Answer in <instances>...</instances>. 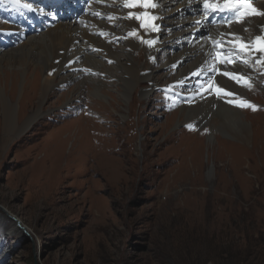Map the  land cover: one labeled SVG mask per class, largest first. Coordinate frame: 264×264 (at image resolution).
<instances>
[{
  "label": "rangeland",
  "instance_id": "rangeland-1",
  "mask_svg": "<svg viewBox=\"0 0 264 264\" xmlns=\"http://www.w3.org/2000/svg\"><path fill=\"white\" fill-rule=\"evenodd\" d=\"M129 16L126 20L134 21ZM6 25L0 21V31ZM100 25L106 28V18ZM139 34L126 31L121 38L102 41L116 46L115 51L126 47V36ZM29 39L17 50L26 49ZM162 41L167 53L158 65L182 47L168 45L166 35ZM50 52L48 60L54 58ZM146 57L143 53L141 64L148 63ZM244 60L264 69V60L256 63L257 57L247 55ZM82 67L76 72L80 79L106 77ZM33 68L30 63L27 82L39 80ZM155 68L153 75H160ZM7 69L2 63L0 103L8 95L22 123L33 114L40 93L26 90L24 75L12 90L16 78ZM109 82V88L101 89L106 98L90 99L91 83L81 92L76 88L80 81L60 84L42 105L47 114L9 140L0 116V220L15 223L22 232L9 234L0 224V264H264V74L256 85L245 86L249 100L240 97L257 106L255 111L240 108L248 111L243 117L252 131L244 146L233 134L209 127L211 114L238 108V95L234 105L230 96L212 98L198 125L188 123L185 108L194 105L189 98L157 93V87L168 84L163 80L157 86L151 81L137 85L127 101L118 84ZM78 121L82 128L72 131L69 127Z\"/></svg>",
  "mask_w": 264,
  "mask_h": 264
},
{
  "label": "bare ground",
  "instance_id": "bare-ground-1",
  "mask_svg": "<svg viewBox=\"0 0 264 264\" xmlns=\"http://www.w3.org/2000/svg\"><path fill=\"white\" fill-rule=\"evenodd\" d=\"M104 1L107 3V5H112L110 0ZM28 4L32 3L28 2ZM0 5H2V3H0ZM121 5H123L122 7H124V2H121ZM162 6L164 8L163 15H165L163 21L165 31L163 32V35H166L168 45L178 43L181 44L184 49L181 47V51L172 60L160 64L158 67L159 69H156V64H152L151 61L154 56L157 58V60H159V57L164 56L167 52L166 50L162 49V51L158 53L156 42L153 41L150 35L151 31L148 30V32H145L144 30L139 29V25L141 23L134 22L136 20V10L127 11L123 15L124 20L121 21V23L119 15L112 14L109 12V10L106 9L102 10V15L106 17L107 22H110V25H107L105 28L107 33V40L112 38H121L122 36H125L126 31H140L139 35H133L131 37L126 36L128 38L124 45L126 47L118 48L115 51H113V49H115L116 46L106 45L105 42L102 41V39L89 36V27L80 28L79 25L71 21L60 23L54 29H50L41 34L30 35V39L25 43L28 47H26V49L17 50L16 46L23 45V39L26 38L28 35H17V33H20V30L18 27H16V24L14 23V25H11V27L9 26V24H7V30L3 28L4 31L2 32L1 42L5 41L4 43H6L9 40V37L12 36H15L18 41L12 46L7 45L9 47H7L6 49H0V66L2 65V63L3 65L6 64V67L8 68L6 71H8L12 76H14V79L16 78V81H14V84H12V90L15 89V86L19 83L20 79L24 75V78L26 77L24 80V87L27 84L26 90H28L29 93H31L32 95H35V93L37 92H39L40 94L38 98V104H33L31 106V109L35 108V110H33V114H30L26 120L22 121V123H19L16 120V107L14 106L12 100L8 98V95L6 94H3V96H1L0 116L4 137L9 140V138H12L14 136L16 137L18 134H24L32 127V125L36 121H38L45 114H47L45 110H42V105H44L46 99L51 96V93L56 90V87H60V84L62 83L67 84L68 82H82L81 86H75L76 88H78L77 90H79L77 92L82 91V89L84 88V84L86 85L88 83H91L89 90L87 91V94L90 99V97L92 98V96L102 98L104 94L102 92L103 90L101 89H103L104 87L109 88L111 85L109 80H111V82L113 80L114 83L112 84H118L120 95L123 96L127 101V99L130 98V94L135 91L136 86L138 85L139 87H141L144 81L156 82V86L157 84H160L159 82L161 80H163L164 83L175 82L179 78L188 75V73H190L199 65H201L205 58V55L199 52L201 49H204L202 48V44L197 47H187V43L185 41H182L184 36L186 35H181L182 32L189 33L194 28L191 25L192 20L189 17L188 13H176L177 9L180 7H184L183 10H185L187 6V1L164 0L162 1ZM172 6L175 8L171 10L170 8ZM260 6L261 9L264 10V2L260 3ZM33 7L30 6L29 10V8H26L24 7V5H21L19 3L15 11L19 10L23 13L29 14L39 12V9L37 7ZM10 12V10L7 11L5 15H9ZM113 12L117 13L115 11ZM129 13L132 14L131 17L134 18V21L126 20V15H128ZM15 17L16 15L13 12L10 14V18L8 19H13ZM113 22L115 23V26L112 24ZM103 23L105 24V22ZM3 24L5 25V23ZM121 24L122 27L118 29ZM260 24H264V16L258 19H250L241 27L233 26L229 30V33L232 35V40L234 42H237L236 38H239V40L241 41L251 43L255 40L257 35L264 36V32L262 31ZM45 33H47L46 37L42 35ZM144 41H150L151 44L145 43ZM89 44L92 46V49L88 54H85L83 50L87 48ZM149 45L150 48L155 49L154 52L148 50ZM163 45L161 46L162 48ZM51 49H53L54 58L52 56L53 59L48 60V56L51 55ZM34 51L35 53L39 51V54H41V56H36V54H34ZM60 51H64L62 52L63 55H60ZM143 53L147 55L146 58L148 60V63H145L144 65L140 63L143 57ZM76 55H82V64L80 66H86L89 72H91L92 74L105 73L106 77L104 79H102L101 77H88L80 79L82 77L81 74L73 71V69H75L77 65L69 66V68L65 67V64L74 59ZM254 55L258 58L260 56V53L255 51ZM57 59L60 61L59 64H57ZM106 60H112L116 64L112 67H108V65L106 64L107 62H105ZM178 60H182V63L177 68L178 72L172 77H170V75L176 71L170 70L167 67ZM188 61L192 62L186 63ZM30 63L34 65V72H40L38 82H36L34 78L32 80H28L27 82V74L28 72H31ZM185 63L187 64V67L183 66L185 65ZM152 68H155L159 71L161 70L160 75L154 76L153 71H151ZM242 68L243 67L241 65H236L231 66L230 69L234 73L241 74ZM166 70L169 72H163ZM5 81H7L6 78L2 79V83ZM241 82L244 83L243 80ZM255 83H251V85H254ZM203 85L204 84H197L198 87L195 88L193 92H199V87ZM219 85L223 86L227 91H232L239 97L246 98L249 96V91L247 88H245V86L238 85L239 87H234L231 83H223L220 80ZM262 91H264V89H262ZM147 92L148 91H144L142 95L147 96ZM104 97L106 98V96ZM230 97L231 98H229V100L235 101L233 99V96ZM213 100L215 99L211 98L206 101L203 99V97H201V102L200 100H198L192 108H185L189 112V117L187 118L189 119L188 123H196L200 125L202 123L203 118H205L204 115L206 114V109L209 108ZM59 101L60 100H58V102ZM240 108L241 107H238L237 109H229L225 107L221 111L223 114H211L210 117L208 116L212 119V121L209 123V127L210 129L213 128L214 130H220L224 134H233V137L235 139L242 141L239 143L240 146H244L242 144L246 145L247 143H249L252 131L249 127V124L243 117L244 113L248 111H241ZM28 110L29 109H27L26 111ZM27 113H30V111ZM91 122L94 121L92 120ZM77 123L74 124L73 127L71 126L69 128H72V131H74L77 129L76 127H81L79 125L80 122L78 121ZM260 133H262V131ZM227 145L225 146L228 147ZM0 224L6 227L5 231L9 234L19 235L22 233L15 223L12 224L6 221V219H1ZM0 235V239H2V233H0Z\"/></svg>",
  "mask_w": 264,
  "mask_h": 264
},
{
  "label": "snow or ice",
  "instance_id": "snow-or-ice-1",
  "mask_svg": "<svg viewBox=\"0 0 264 264\" xmlns=\"http://www.w3.org/2000/svg\"><path fill=\"white\" fill-rule=\"evenodd\" d=\"M14 2L19 3L20 0H14ZM222 4V6H221ZM137 5H140L142 7H155V4L151 3V0H126V6L130 8H134ZM24 7L29 8L30 6L24 5ZM204 7L207 10H210L212 12L219 11L221 13H224L226 10L230 12V17L226 21V23L231 24L233 21H236L238 23H242L245 17L248 16H264V12L258 11L256 8L253 7V0H204ZM131 16L132 14L129 13ZM135 19L140 20L141 24L140 26L142 28L151 27V25L147 22L150 19H154V17H147L137 15L135 16ZM247 30V29H245ZM236 43L234 44V51L237 56H239L240 52H251L253 49L260 53V56L257 58L256 63H261L262 60H264V36L257 35L255 40L251 43H247L244 41L239 40V38H236ZM145 43L151 44L150 41H144ZM238 50V51H237ZM233 55V52L230 51L228 53V56L231 57ZM223 62V61H222ZM228 63H233L231 59L227 60ZM242 63H247V60H243ZM216 71H220L219 69H216ZM224 76H227L229 79H232L236 81V83H241V80L244 81V86H247L248 88H251L252 85L249 83V79H245L244 77L240 76L239 73L229 72V71H223L221 73ZM212 80H209V84H212ZM215 91L217 94H223L225 96H236L235 93H232L230 91H227L223 86L219 84L214 85ZM237 99L240 101L239 103H236L235 106L241 107V108H251L253 111L256 110L255 105L247 102L246 100H243L240 97H237ZM230 103H234V101H229ZM189 128H191V125H188Z\"/></svg>",
  "mask_w": 264,
  "mask_h": 264
},
{
  "label": "water",
  "instance_id": "water-1",
  "mask_svg": "<svg viewBox=\"0 0 264 264\" xmlns=\"http://www.w3.org/2000/svg\"><path fill=\"white\" fill-rule=\"evenodd\" d=\"M24 232H26V231H24Z\"/></svg>",
  "mask_w": 264,
  "mask_h": 264
}]
</instances>
